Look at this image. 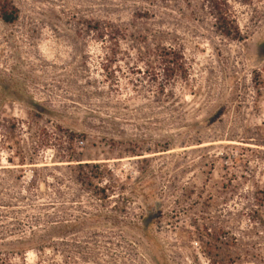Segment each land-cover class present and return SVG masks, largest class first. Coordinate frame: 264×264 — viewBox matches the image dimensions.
I'll list each match as a JSON object with an SVG mask.
<instances>
[{"label":"rangeland","instance_id":"obj_1","mask_svg":"<svg viewBox=\"0 0 264 264\" xmlns=\"http://www.w3.org/2000/svg\"><path fill=\"white\" fill-rule=\"evenodd\" d=\"M11 2L0 119L18 126L0 131V188L23 200L0 207V264H264V0H230L239 41L144 15L116 46L87 24H128L118 0ZM159 44L188 69L162 95L138 61Z\"/></svg>","mask_w":264,"mask_h":264},{"label":"trees","instance_id":"obj_2","mask_svg":"<svg viewBox=\"0 0 264 264\" xmlns=\"http://www.w3.org/2000/svg\"><path fill=\"white\" fill-rule=\"evenodd\" d=\"M242 2V0H239ZM119 6L125 8L133 7L131 20L128 24L118 23L110 19H103L87 24V30L95 36V39L103 43L116 46L119 42L125 41L129 36V29L138 25L144 15H150L152 19H158L159 25H171V27L193 30L194 33L205 32L209 35H215L228 41H239L240 34L236 23L230 0H118ZM139 4L147 5L150 11L140 10L135 7ZM159 16H158V15ZM18 19V10L15 8L11 0H0V21L5 25H12ZM168 20V21H166ZM168 35V33H162ZM142 58V57H141ZM139 63L144 67L143 77H146L152 83H156L159 88L157 94H164L167 88H170L175 80L184 79L187 76V64L183 53L178 45H156L145 58L138 59ZM108 63V62H107ZM104 69V67H103ZM140 73V71H137ZM168 95H166L167 97ZM18 122L15 120L0 119V131L16 130ZM69 163V162H68ZM33 165V164H29ZM70 167V166H68ZM76 169L84 170L93 168L89 164H78ZM4 173H12L10 169L1 168ZM35 172L28 183L29 189L35 185ZM89 176L81 173L76 181L80 183L89 182ZM20 182V179H17ZM7 188L9 184H5ZM105 185L101 189H96L98 200L106 203L113 196L115 187ZM7 188H0V207L12 208V202H19L23 197L12 195ZM122 189V188H120ZM26 192V190H24ZM111 194L110 196L108 194ZM15 195H20L16 194ZM14 214V213H13ZM9 214V215H13ZM40 219H34L35 226H41ZM223 236L220 232L214 233L211 241L214 243L213 250L216 246L222 245ZM19 253L24 249H16ZM8 251H14L9 249ZM207 258L211 264H235L230 257L223 254L222 251H208Z\"/></svg>","mask_w":264,"mask_h":264}]
</instances>
